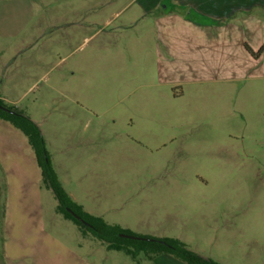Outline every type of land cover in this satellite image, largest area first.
<instances>
[{
	"label": "rangeland",
	"instance_id": "rangeland-1",
	"mask_svg": "<svg viewBox=\"0 0 264 264\" xmlns=\"http://www.w3.org/2000/svg\"><path fill=\"white\" fill-rule=\"evenodd\" d=\"M131 1L0 0V100L35 121L63 181L59 165L70 170L69 191L110 224L220 264H264V57L219 89L139 101L152 69L148 48L120 28L132 10L107 27L112 12L99 8ZM0 150L16 151L5 158L23 181L1 182L0 264H137L56 213L26 136L3 120ZM20 207L34 233L14 250L6 230L24 220Z\"/></svg>",
	"mask_w": 264,
	"mask_h": 264
},
{
	"label": "crops",
	"instance_id": "crops-1",
	"mask_svg": "<svg viewBox=\"0 0 264 264\" xmlns=\"http://www.w3.org/2000/svg\"><path fill=\"white\" fill-rule=\"evenodd\" d=\"M116 6L113 2L99 6L103 12H112L106 26H112L124 13L132 10L120 28L127 31L130 29V33L134 31L140 40V46L144 50L148 48L146 57H143V67L146 70L152 69V74L143 77L144 82L138 89L141 91L137 95L139 101H176L185 97L187 88L191 85L201 90L205 87L219 89L225 81L239 80L242 67L246 70L264 57L263 53L259 59H254L246 50V46H249L254 52H258L264 45V0H132L121 8ZM189 10L200 18L196 21L189 19L187 17ZM149 78H154L157 82H149ZM6 152L15 154L16 151L0 150V213L1 182L8 180L9 177L14 179L19 177L20 182H23L22 176L17 173V164L14 162L8 164ZM52 164L73 201L82 206L87 213L104 219V215L99 216L90 211L86 205L80 203L73 191H69L70 170L63 164L59 165L62 174L67 178L66 182L61 179L58 167L53 162ZM5 202H9L8 199ZM30 202L31 197L27 196L26 191L17 195L15 199V204H21L24 209ZM22 208L20 207L24 219L22 223L14 220L13 226L6 230L10 235L11 248L14 250L24 247L22 245L27 242V236L30 243L27 245L29 247L32 245L31 238L34 232L31 224L27 227V214ZM13 219H16V216ZM82 241L84 243L86 241L84 236L79 242L81 248L87 245L90 247L89 244L83 245ZM160 256L145 262L178 264L171 258ZM90 261L81 260L76 264H101L96 259ZM134 261L137 264L144 263V260L142 263ZM117 263L118 261L114 260L109 262Z\"/></svg>",
	"mask_w": 264,
	"mask_h": 264
},
{
	"label": "trees",
	"instance_id": "trees-1",
	"mask_svg": "<svg viewBox=\"0 0 264 264\" xmlns=\"http://www.w3.org/2000/svg\"><path fill=\"white\" fill-rule=\"evenodd\" d=\"M187 17L195 21L200 18L192 10H189ZM246 50L254 59H259L264 53V45L258 52H254L249 46H246ZM0 120L11 124L26 136L36 156L43 181L57 201L56 213L77 226L82 235L90 233L105 244L108 251L123 252L134 260L141 255L147 258L171 255L185 264H220L192 251L179 239L136 235L120 226L108 224L102 217L87 213L82 206L73 201L65 190L52 164L46 140L38 125L24 113L7 107L1 100ZM122 235L140 239L125 238Z\"/></svg>",
	"mask_w": 264,
	"mask_h": 264
},
{
	"label": "water",
	"instance_id": "water-1",
	"mask_svg": "<svg viewBox=\"0 0 264 264\" xmlns=\"http://www.w3.org/2000/svg\"><path fill=\"white\" fill-rule=\"evenodd\" d=\"M122 237L131 238V239H140V238H137V237L127 236V235H122Z\"/></svg>",
	"mask_w": 264,
	"mask_h": 264
}]
</instances>
